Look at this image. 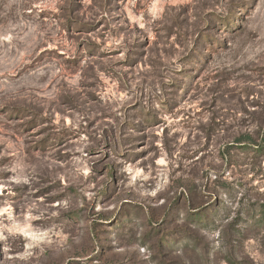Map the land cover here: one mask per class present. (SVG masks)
Segmentation results:
<instances>
[{"label":"rangeland","instance_id":"374dc122","mask_svg":"<svg viewBox=\"0 0 264 264\" xmlns=\"http://www.w3.org/2000/svg\"><path fill=\"white\" fill-rule=\"evenodd\" d=\"M0 264H264V0H0Z\"/></svg>","mask_w":264,"mask_h":264}]
</instances>
